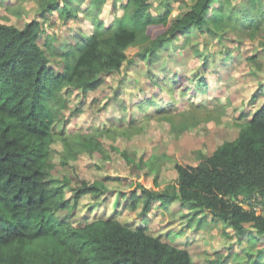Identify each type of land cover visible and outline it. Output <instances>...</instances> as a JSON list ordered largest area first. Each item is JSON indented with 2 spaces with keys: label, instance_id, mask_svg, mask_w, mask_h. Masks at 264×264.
<instances>
[{
  "label": "trees",
  "instance_id": "16d2710c",
  "mask_svg": "<svg viewBox=\"0 0 264 264\" xmlns=\"http://www.w3.org/2000/svg\"><path fill=\"white\" fill-rule=\"evenodd\" d=\"M66 1L45 0L41 10H59L66 20L78 19L74 0L67 6ZM152 1L128 0L121 6L123 15L106 27L99 18L106 0H93L82 14L94 30L59 47L52 42L56 37L48 40L49 56L38 42L39 20L21 29L4 23L0 13V264H194L188 250L150 231L151 212L173 203L189 207L201 221L209 216L214 223H223L241 244L245 235L248 243L256 244L264 237V102L253 116L243 118L239 135L211 156L196 166L176 163L175 184L156 191L138 186L125 207L134 212L141 203V224L122 223L117 211L79 225L72 224L69 215L57 214L75 208L87 195L99 199L109 191L106 180L83 181L73 188L71 179L53 178V127L75 90L83 92L84 103L101 76L121 72L132 61L127 56L132 47L138 48L141 60L152 64L177 36L195 29L213 38L217 33L206 27L218 31L230 24L234 29L245 27L252 37L264 30V0H246L243 6L236 0H191L190 10L176 20L170 19V3L164 14L153 15ZM52 57L59 59L61 70L52 67ZM165 77L156 82L163 90L169 89L168 80L181 83L172 72ZM200 86L207 88L199 82L195 90L203 89ZM116 100L121 113L110 119L113 124L107 131L125 130L136 121L135 110L131 113L124 101ZM160 105L154 95L135 102V108L155 106L158 112H167ZM98 139H81L79 145L91 147ZM125 158L130 162L126 154ZM98 203L95 210L102 207ZM256 257L255 264H264L260 253Z\"/></svg>",
  "mask_w": 264,
  "mask_h": 264
},
{
  "label": "rangeland",
  "instance_id": "374dc122",
  "mask_svg": "<svg viewBox=\"0 0 264 264\" xmlns=\"http://www.w3.org/2000/svg\"><path fill=\"white\" fill-rule=\"evenodd\" d=\"M44 1L0 0L3 22L22 29L27 23L39 20L38 42L48 56V40L56 37L57 41L52 42L59 47L75 43L80 33L90 34L94 30L91 21L82 14L93 0H74L79 18L69 20L59 10L43 12ZM127 1L106 0L99 17L106 27L115 16L123 15L121 6ZM69 2H65L66 6ZM185 2L153 0L152 14H164L166 4L170 3L173 9L170 19L176 20L190 10L187 2L191 0ZM236 2L243 6L247 1ZM207 28L210 27H206L207 32L217 33L216 37L199 29L190 35L177 36L152 64L137 56V47L128 49L127 56L132 61L121 72L101 76L84 103L83 92L75 90L53 127L56 166L53 178L71 179L73 188L83 181L106 180L109 191L99 199L87 195L75 208L57 214L69 215L71 223L79 225L86 219L91 222L96 215L110 216L117 211L122 223L135 227L144 219L140 215L141 203L134 212L125 205L138 186L156 191L175 184L176 163L196 166L224 142L239 135L243 118L253 116L264 102V30L252 37L245 27L234 29L231 24L225 31ZM51 60L52 67L61 70L59 59ZM167 72L181 77V83L168 80L169 89L163 90L156 82L166 78ZM199 82L207 88L200 86L203 89L195 90ZM153 95L161 108L167 107V112H158L155 106L135 108V102ZM116 98L124 101L131 113L135 110L136 121H130L125 130L107 131L113 124L110 119L121 113ZM168 112L173 116L166 117ZM93 137L99 138L98 144L79 145L81 139ZM98 146L102 147L100 151ZM71 197L68 191L66 198ZM115 202H120L118 208L113 206ZM97 203L102 207L95 210ZM70 204L73 206V202ZM204 217L201 221L189 212V207L173 203L151 212L150 231L165 242L188 250L194 264L214 261L213 264H255L258 253L264 261L261 251L264 237L256 244L248 243L245 235L241 244L232 229Z\"/></svg>",
  "mask_w": 264,
  "mask_h": 264
},
{
  "label": "built area",
  "instance_id": "2783aa9c",
  "mask_svg": "<svg viewBox=\"0 0 264 264\" xmlns=\"http://www.w3.org/2000/svg\"><path fill=\"white\" fill-rule=\"evenodd\" d=\"M255 209L258 210V211H260L261 210V207L260 206H257Z\"/></svg>",
  "mask_w": 264,
  "mask_h": 264
},
{
  "label": "clouds",
  "instance_id": "9594fccd",
  "mask_svg": "<svg viewBox=\"0 0 264 264\" xmlns=\"http://www.w3.org/2000/svg\"><path fill=\"white\" fill-rule=\"evenodd\" d=\"M173 244V243H172ZM176 245V244H175Z\"/></svg>",
  "mask_w": 264,
  "mask_h": 264
}]
</instances>
